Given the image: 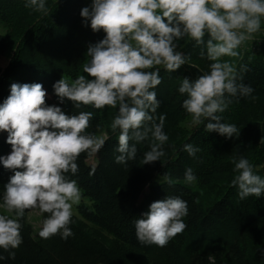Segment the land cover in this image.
<instances>
[{"label":"trees","instance_id":"1","mask_svg":"<svg viewBox=\"0 0 264 264\" xmlns=\"http://www.w3.org/2000/svg\"><path fill=\"white\" fill-rule=\"evenodd\" d=\"M91 2L45 0V15L26 8V0H0V58H7L4 66L0 64V104L10 94L12 83H40L47 106H58L66 115L92 112L86 134L108 137L97 154L82 153L77 160L79 172L70 175L82 193L80 202L73 205L70 227L74 235L41 238L38 233L48 214L38 213L40 226L34 231L27 220L31 209L26 210L19 221L22 243L12 250L14 258L0 264H264V194L241 199L238 188L231 186L237 174L234 158H247L254 173L264 178V44L257 50L242 45L238 58H221L237 69L245 65L242 82L254 90L249 96L229 97L232 102L227 109L217 113L221 122L240 130L238 136L225 138L206 131L205 125L215 121L205 118L201 124H193L191 114L182 107L187 98L178 91L183 79L195 80L209 71L211 62L199 55L203 45L186 37L177 41V51L187 55L188 62L174 72L161 67L162 82L153 89L159 101L153 115H166L165 155L141 163L153 142L149 133L139 143L129 141L137 151L125 166L115 162L119 130L110 128L118 107L76 108L67 98L61 103L53 88L61 78L71 82L78 75H87L82 67L90 59L87 47L105 36L102 29L93 32L90 21L83 22L80 16V10ZM208 38L205 33L204 40ZM7 135L0 130V157L12 151ZM185 144L198 149L195 155L184 150ZM189 168L195 176L191 183L185 181ZM15 171L23 169H7L0 162V204L4 186ZM168 196L187 201L185 229L164 247L141 244L135 219L144 218L142 214L152 202ZM7 215L15 218L14 213ZM0 255L8 257L3 249Z\"/></svg>","mask_w":264,"mask_h":264},{"label":"clouds","instance_id":"2","mask_svg":"<svg viewBox=\"0 0 264 264\" xmlns=\"http://www.w3.org/2000/svg\"><path fill=\"white\" fill-rule=\"evenodd\" d=\"M26 8L48 14L45 0H26ZM83 22L90 21L93 32L105 36L87 47L90 59L83 64V73L69 82L61 78L53 84L60 102L67 98L76 108L81 105L95 109L117 108L111 121L113 132L119 130L115 162L127 166L136 155L135 144L148 139L153 142L141 163L160 160L168 140L163 131L165 114L154 116L159 106L156 92L161 84L160 68L174 72L188 62L189 57L177 51V41L185 37L203 45L199 55L210 61L209 71L190 81L184 78L179 93L186 94L182 107L199 125L210 121L206 131H215L225 138L239 135L234 124L221 122L223 113L232 102L229 97L249 96L254 90L244 84L245 65L239 69L222 57L238 58V49L260 31L264 19V0H92L80 10ZM208 34L207 41L204 40ZM91 77V79H88ZM240 81V82H238ZM46 91L40 83H12L10 94L0 104V130L6 131L11 153L0 157L7 169L15 171L4 186L0 205V261L14 258L12 251L22 243L19 222L26 210L47 213L38 235L43 239L74 235L72 208L81 200V189L71 179L79 172L78 158L82 153L97 154L107 136L87 133L93 113L81 111L66 115L58 106L45 104ZM158 120V122H157ZM184 150L195 155L197 148L185 144ZM231 186L238 188L241 199L264 194V178L255 174L249 160L233 159ZM94 173V168L90 175ZM195 180L192 170L185 171V181ZM171 182V181H169ZM187 201L168 196L149 205L144 218L135 219L137 240L141 244L164 247L186 224Z\"/></svg>","mask_w":264,"mask_h":264},{"label":"rangeland","instance_id":"3","mask_svg":"<svg viewBox=\"0 0 264 264\" xmlns=\"http://www.w3.org/2000/svg\"><path fill=\"white\" fill-rule=\"evenodd\" d=\"M261 26H264V19H262ZM260 35L258 33L254 34V37H259ZM7 58L6 57H1L0 58V64L4 66L6 64ZM186 124H190L189 121H186ZM2 205V204H0ZM72 212H74V207L72 208ZM0 213H6L5 210L0 207ZM39 212L36 209H31L27 213V220L31 223L34 231L38 229V226H40V218H39ZM8 214V213H7Z\"/></svg>","mask_w":264,"mask_h":264},{"label":"built area","instance_id":"4","mask_svg":"<svg viewBox=\"0 0 264 264\" xmlns=\"http://www.w3.org/2000/svg\"><path fill=\"white\" fill-rule=\"evenodd\" d=\"M260 35L259 37H254L252 40L250 41H246L244 42L243 46L245 45V47L249 48V49H252V50H257L259 49V47H261V45L263 44L264 42V27L261 26V29H260Z\"/></svg>","mask_w":264,"mask_h":264},{"label":"crops","instance_id":"5","mask_svg":"<svg viewBox=\"0 0 264 264\" xmlns=\"http://www.w3.org/2000/svg\"><path fill=\"white\" fill-rule=\"evenodd\" d=\"M264 44V43H263Z\"/></svg>","mask_w":264,"mask_h":264}]
</instances>
